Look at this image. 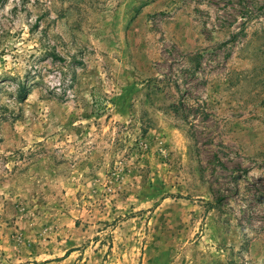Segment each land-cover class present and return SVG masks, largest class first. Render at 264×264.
<instances>
[{"label": "rangeland", "instance_id": "rangeland-1", "mask_svg": "<svg viewBox=\"0 0 264 264\" xmlns=\"http://www.w3.org/2000/svg\"><path fill=\"white\" fill-rule=\"evenodd\" d=\"M0 264H264V0H0Z\"/></svg>", "mask_w": 264, "mask_h": 264}]
</instances>
